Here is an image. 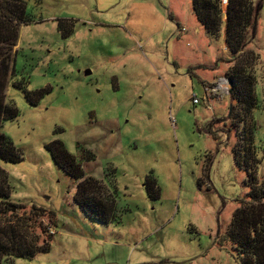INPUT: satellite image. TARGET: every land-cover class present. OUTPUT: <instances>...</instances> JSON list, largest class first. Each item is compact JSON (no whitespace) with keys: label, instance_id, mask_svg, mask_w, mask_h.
<instances>
[{"label":"rangeland","instance_id":"obj_1","mask_svg":"<svg viewBox=\"0 0 264 264\" xmlns=\"http://www.w3.org/2000/svg\"><path fill=\"white\" fill-rule=\"evenodd\" d=\"M24 1L30 23L20 27L14 66L29 83L7 89L18 115L1 128L20 160L0 167L10 201L26 208L2 218L33 217L41 234L55 230L54 213L58 226L50 252L1 264H242L226 236L248 194L232 152L236 132L224 126L236 103L206 90L228 77L226 62L217 64L232 58L224 30L209 39L192 0ZM173 14L189 34L180 37ZM246 52L259 57L253 117L262 182L264 8ZM55 142L88 176L117 188L116 223L95 222L77 208L78 182L54 162L48 146ZM150 178L159 198L149 195Z\"/></svg>","mask_w":264,"mask_h":264},{"label":"trees","instance_id":"obj_2","mask_svg":"<svg viewBox=\"0 0 264 264\" xmlns=\"http://www.w3.org/2000/svg\"><path fill=\"white\" fill-rule=\"evenodd\" d=\"M263 2L192 0L193 15L211 40L218 41L224 30L225 47L232 57L227 61L220 57L217 64L226 62L230 68L228 78L234 84L233 94L229 96L236 106L231 107L223 122L226 127L230 124L236 132L237 142L232 152L236 166L246 174L244 186L248 190L246 197L238 199L240 208L233 213L226 233L227 239L236 246L242 264H264V180L261 182L258 177L263 162L256 143L258 125L253 117L254 111L260 108L257 77L253 71L259 57L246 52L257 38ZM27 23L30 20L24 0H0V161L7 163L20 160L16 147L1 128L6 120L18 115V110L8 104L7 89L13 86L24 90L29 83L28 78H17L14 66V48L17 47L20 27ZM48 149L54 162L78 182L74 200L85 216L104 225L116 223L120 217L117 214V188L112 193L104 181L88 176L77 157L70 154L62 142H55ZM91 158L87 156V159ZM150 179L149 195L159 198L161 190L156 179ZM10 196L8 174L0 167V264L3 259L31 260L37 254L50 252V241L58 226L55 214L51 213L55 230L47 227L41 234L36 232L40 225L33 217L17 219L18 224L4 221L3 215L16 217L15 210L26 208L12 203Z\"/></svg>","mask_w":264,"mask_h":264},{"label":"built area","instance_id":"obj_3","mask_svg":"<svg viewBox=\"0 0 264 264\" xmlns=\"http://www.w3.org/2000/svg\"><path fill=\"white\" fill-rule=\"evenodd\" d=\"M185 30H183L184 32ZM207 89V88H206ZM231 88L229 86V78H222L213 88H210L208 92H211V97L216 99H222L223 96L228 97L230 95ZM208 99V97H207ZM209 101V99H208ZM198 101L194 100V104H197Z\"/></svg>","mask_w":264,"mask_h":264},{"label":"crops","instance_id":"obj_4","mask_svg":"<svg viewBox=\"0 0 264 264\" xmlns=\"http://www.w3.org/2000/svg\"><path fill=\"white\" fill-rule=\"evenodd\" d=\"M196 18V17H195ZM172 19H174V20H176V23L178 24V31H179V33H180V37H182V35H184V34H189L190 32H191V30H190V27H188V26H185L184 24H183V22H182V20L180 19V18H176L175 16H174V14H173V16H172ZM200 24V23H199ZM182 29H184L185 31L184 32H182L181 30ZM194 31H196V33L197 34H195V35H193V36H195V38L196 39H198V37H199V34H200V30L198 29V27L194 30ZM194 31H192V33L194 32ZM210 39V38H209ZM225 50H226V47H225ZM226 52H227V50H226ZM215 86V84H214V82H212V83H207V86H206V90L208 91L210 88H213ZM77 205V204H76ZM77 208H78V205H77Z\"/></svg>","mask_w":264,"mask_h":264},{"label":"water","instance_id":"obj_5","mask_svg":"<svg viewBox=\"0 0 264 264\" xmlns=\"http://www.w3.org/2000/svg\"><path fill=\"white\" fill-rule=\"evenodd\" d=\"M225 2H227V0H225ZM90 74L91 73H89V72L87 73V75H90ZM229 86L231 88V91H230V95H231V94H233V86H234V84H233V82L231 80L229 81Z\"/></svg>","mask_w":264,"mask_h":264},{"label":"clouds","instance_id":"obj_6","mask_svg":"<svg viewBox=\"0 0 264 264\" xmlns=\"http://www.w3.org/2000/svg\"><path fill=\"white\" fill-rule=\"evenodd\" d=\"M228 78V77H227ZM230 81V80H229Z\"/></svg>","mask_w":264,"mask_h":264}]
</instances>
